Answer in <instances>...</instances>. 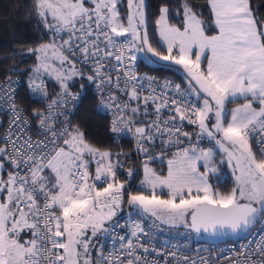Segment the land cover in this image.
<instances>
[{"label": "snow or ice", "instance_id": "1", "mask_svg": "<svg viewBox=\"0 0 264 264\" xmlns=\"http://www.w3.org/2000/svg\"><path fill=\"white\" fill-rule=\"evenodd\" d=\"M207 7L205 19L191 0H181L182 24L176 25L161 5L155 24L162 52L149 39L146 0H34L48 39L27 49L36 60L28 83L47 96L45 77H51L61 92L45 111L33 110L42 137L34 138L11 77L0 85V108L12 114L0 144V264H158L141 255L150 251L141 221L131 212L127 225L114 219L125 204L154 218L153 227L159 221L226 236L264 226V15L254 0H207ZM138 54L147 63L156 58L179 66L187 87L166 80L157 92L155 77L137 74ZM78 64L90 65L87 79L106 89L100 104L113 110L111 132L131 133L144 155L140 184L148 194L119 180V157L126 154L88 142L68 119V102L79 98L69 83L86 75ZM238 100L243 103L227 107ZM185 123L214 147H177L166 175L158 174L150 162L191 141ZM157 141L161 151L154 154L149 145ZM217 149L235 177L227 193L209 183V173L218 170ZM125 226L128 238L117 236ZM100 237L119 239V247L105 253ZM250 245L233 264H264V232Z\"/></svg>", "mask_w": 264, "mask_h": 264}, {"label": "built area", "instance_id": "2", "mask_svg": "<svg viewBox=\"0 0 264 264\" xmlns=\"http://www.w3.org/2000/svg\"><path fill=\"white\" fill-rule=\"evenodd\" d=\"M33 2L34 0H32V4ZM36 22L39 25L37 18ZM39 27L42 31V34L46 37L47 40L48 36L46 35V30L40 25ZM77 66L81 68V70L86 74V77L87 74H91L90 65L78 64ZM135 70L139 76H144L146 74L148 76L155 77L156 81L158 82L155 85V87L157 88V92H160L162 90V85L166 80L171 81L174 84H178L171 76L167 74L145 72L144 70H142L140 60L137 61ZM9 77H11L12 81L11 87L15 89L16 103L20 108L23 109L24 115L29 118L32 124L31 134L34 138H42L37 135V124L32 116V112L33 110H40L42 112L45 111L51 100L56 99L57 94L60 92H51L47 81V96H43L39 92H34L29 86V100L31 103H33L34 106L30 110H25L19 102V92L23 84L22 80L17 76L8 75L4 79L0 80V85H7ZM146 83L147 82L145 81V84ZM89 91L96 100L97 112L106 116L108 119V132L114 142L117 143L121 142L122 140H126L129 141L131 145L129 154L119 158L122 167L117 169V176L120 181H126V188H128L130 191H134L141 177L145 159L144 155L137 152L136 141L131 133L114 134L111 132L113 110L105 108L100 104L101 91H104L106 94V89L100 90L97 88L96 82L89 81ZM144 94H147V90H145ZM173 94L174 93L171 90H168L169 96H172ZM78 97L79 98L75 101H69L66 108L68 119L72 122L73 125L76 124L80 106L82 103L81 95L78 94ZM5 109L6 106L5 108H0V114L6 118L3 137L6 134L9 128V122L12 119L11 112L6 111ZM63 110L64 109H62V111ZM149 111H151V106L149 108ZM168 114V110H164V115L167 116ZM59 119L63 120L64 117L60 116ZM139 119L143 120L145 119V117L141 115ZM184 130L194 133L191 141L182 137V139H185L184 144L166 149L168 155L164 158H157L151 161L150 166L164 164L168 158H171V153H174L177 150V147H187L189 142L198 144L200 147L205 149L211 146L212 141H210V139L207 137L201 138L200 140L196 139L195 133L198 132V128L195 125H188L185 123ZM149 147L153 149L154 154H158L161 151V145L159 141L156 142L155 146L149 145ZM128 169H132L131 176L128 175ZM130 212L135 219L141 221V223L145 227V230L149 232V236L143 237L142 242L145 243L146 246H149L150 251L149 253L141 252V255L146 256L149 261H157L158 264H191V261H196V264H233V261L237 258V254L242 250V248L244 246H253L250 245V242L259 240L260 234L264 232V226H262L261 223H257L244 236L234 241H225L218 238H213L212 240L202 239L200 235L196 234L187 227L170 226L167 224H162L159 221H156V224H158L159 227H153L152 221L154 220V218L146 219L137 216L136 213L132 211V208H130L127 204L123 205L122 211L118 213L115 219L119 220L121 224L127 225V223L129 222L128 213ZM115 234L117 236H125L126 238H128L127 226L117 228ZM149 239H151L152 241L150 245L148 244ZM99 243L104 245L105 253H107L113 248H118L120 241L119 239L113 241L109 237H101ZM152 248H155V251H151ZM170 253H175V255H170ZM95 255L96 253L94 254V256ZM185 257H187L188 259L185 260Z\"/></svg>", "mask_w": 264, "mask_h": 264}, {"label": "trees", "instance_id": "3", "mask_svg": "<svg viewBox=\"0 0 264 264\" xmlns=\"http://www.w3.org/2000/svg\"><path fill=\"white\" fill-rule=\"evenodd\" d=\"M191 2L198 11L203 12L205 19L209 18L210 12L207 7V0H191ZM164 4L170 10V23L176 25L182 24L181 0H146L149 39L153 47L162 52L164 49L160 46L157 38L155 20L159 16L160 6ZM254 6L258 8V15H264V0H254ZM45 41L46 37L42 34L36 22L32 0H0V80L8 75L17 76L22 80L23 84L19 92V102L25 110H30L34 106L29 100L28 81L32 75V67L36 63L35 56L29 54L27 49L29 47H35ZM140 62L142 70L145 72L167 74L180 84L182 88H186V84L176 67L165 64L149 65L142 60ZM45 80L48 82L51 92H61L60 85L56 81L52 79ZM69 88L73 93H78L82 97V103L75 125H78L84 132L88 142L101 148L111 149L113 153L128 155L131 147L129 141L122 140L121 142H114L108 132L107 117L97 112L96 100L89 91V80L87 77H75L69 83ZM239 102L229 104L228 106ZM0 117L2 119V124L0 125V144H3L6 118L1 114ZM126 155H121L120 157ZM114 158L116 159V157ZM151 166L156 169H162L165 167V163ZM219 168L220 174H224V168ZM218 177L220 178V176H210V184L217 191L229 192L232 189V182L229 178L225 177L223 181L215 183L214 180L218 179ZM94 254L95 251L93 252Z\"/></svg>", "mask_w": 264, "mask_h": 264}, {"label": "rangeland", "instance_id": "4", "mask_svg": "<svg viewBox=\"0 0 264 264\" xmlns=\"http://www.w3.org/2000/svg\"><path fill=\"white\" fill-rule=\"evenodd\" d=\"M125 4H126V0H125ZM138 60H143V55L142 54H138ZM153 60L155 62L153 63H147L149 65H158V64H165V65H171L172 67H176L178 73H180V75L182 76V79L183 81L185 82V74L183 73L182 69L179 67V66H176V65H173L171 64V62H166V61H161V60H158L156 58H153ZM45 79H52L54 80L53 78L51 77H45ZM55 81V80H54ZM58 83V82H57ZM59 84V83H58ZM186 84V82H185ZM186 87H187V84H186ZM237 104H234L232 106H227L228 108H232V107H236ZM2 124V119L0 117V125ZM209 147H214V141L211 142V146ZM208 147V148H209ZM217 151V154H216V158H215V164L214 166L217 167V171L215 173H209V177L210 176H220V178L218 177V179H215V183H218L220 181H223L225 179V177L229 178V180L232 182V188L235 186V177L233 175V172H232V169L231 167L227 164L226 162V157L223 155V153H221L218 149L216 150ZM221 161H225V162H221ZM202 163V162H201ZM152 168H154L158 174H161V175H166L167 173V161L165 162V167H163L162 169H156L155 167L153 166H150ZM219 167H222L224 168L223 169V173L224 174H220V168ZM205 169L203 167H201V171H204ZM144 178V173H143V169H142V173H141V177H140V180L137 184V187L134 189V191H144L145 194H148V192L150 191V189H146V188H143L140 184V181L143 180ZM210 183V181H209ZM166 192V189L164 190ZM157 192H161L160 189H157ZM164 198H167L166 196ZM132 211L135 213L134 209H132ZM143 218H146V219H152L151 217H148L147 215L143 216ZM115 219V218H114ZM178 226H183V225H178ZM202 239H209V240H212L213 238H204L202 236H200Z\"/></svg>", "mask_w": 264, "mask_h": 264}, {"label": "water", "instance_id": "5", "mask_svg": "<svg viewBox=\"0 0 264 264\" xmlns=\"http://www.w3.org/2000/svg\"><path fill=\"white\" fill-rule=\"evenodd\" d=\"M189 228L190 230H192L193 232H195L193 229H191L190 227H187ZM196 233V232H195ZM247 232H244V233H240V234H228L226 236H216V235H212V234H209V233H204L203 231L201 233H196L200 236H203V237H206V238H218V239H222V240H225V241H234V240H237L239 239L240 237L244 236Z\"/></svg>", "mask_w": 264, "mask_h": 264}, {"label": "crops", "instance_id": "6", "mask_svg": "<svg viewBox=\"0 0 264 264\" xmlns=\"http://www.w3.org/2000/svg\"><path fill=\"white\" fill-rule=\"evenodd\" d=\"M156 33H157V38H158V41H159V44H160V46L163 48V46H162V41H161V39H160V37H159V34H158V30H157V26H156ZM164 49V48H163ZM238 101H240L239 103H243V100H238ZM237 101V102H238ZM238 104V103H237Z\"/></svg>", "mask_w": 264, "mask_h": 264}]
</instances>
